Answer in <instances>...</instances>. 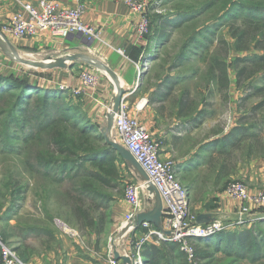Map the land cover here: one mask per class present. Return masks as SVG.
<instances>
[{
    "label": "rangeland",
    "instance_id": "rangeland-1",
    "mask_svg": "<svg viewBox=\"0 0 264 264\" xmlns=\"http://www.w3.org/2000/svg\"><path fill=\"white\" fill-rule=\"evenodd\" d=\"M139 1L145 2L149 10H151L150 23L152 22L154 33L158 25L155 20L159 16H166L172 23L183 20L181 27L175 25L172 28L170 34L171 43L169 42L170 44L168 43L167 47L164 43L159 44L155 40L153 41L154 44L148 50V55L150 56H147L146 61L148 62H145L144 75L149 70L151 72L149 77L158 75L155 71L158 67L164 68L166 71L170 70L175 77L171 76L181 78L178 83L181 88H184L183 91L188 90L186 102L198 112L197 116H199L196 117V121L199 127L195 131L196 133L190 137L191 149H194V146L197 147L194 153L192 151V159L188 165L192 169L186 170L183 172L185 176L181 174L180 177V181L184 185L186 184L184 182H196L197 191L195 190L191 195V211L197 213L208 198L218 200L219 196L226 192L227 188L233 183H244L252 193H256L258 190L264 191L263 178L252 177V169L260 170L264 165V72L252 79H248L250 77L249 74L256 70L260 62L243 61L245 58L260 57L264 55V51H259L252 44L248 45V49L241 51L236 49L237 44L240 45V42L233 37L232 31L237 29L240 22L236 24L233 23V20H230L222 26L219 23L222 15L220 17L216 12H207L201 15L196 11H189L185 13L187 17L182 19V16L177 13L178 9H175L177 5L188 9L198 5L199 0ZM200 1L201 4L204 2V0ZM209 1L211 0H206L205 2ZM238 9L241 12L245 10L243 7ZM228 17L232 18L230 15ZM221 19L224 21V17ZM195 40L197 41L195 42ZM0 52L2 53L1 49ZM11 56L4 59L8 66L12 65L8 75H12L14 78H19V76L28 77L30 81L40 82L41 85L48 84V82L42 81L44 78H46V81L49 80L47 78L49 75L44 74L42 68L32 67L20 61H29V58L41 60L45 59L44 56L28 53L21 54L20 57L16 58L13 54ZM237 59L242 60L239 62L238 67L235 64ZM215 60L220 62L219 67L214 65ZM221 63L228 68L229 82L225 85L221 84L222 82H220L221 79L219 78ZM13 64H16L15 67ZM87 70H93L97 73L95 70L99 69H94L93 67L84 70L78 69L79 75ZM240 70H245V74L237 83L235 74ZM160 74H163V72ZM71 97L76 102L77 98L73 95ZM125 100L127 101L126 96ZM127 102L129 109L132 110L131 104H129V101ZM259 106L261 109H257ZM8 112V106L0 104L1 250H3L4 246H7L14 250L21 259V252H24L31 259L26 264H33L34 262L37 264H54V262L60 264V253H66L63 252L64 245L73 249L74 240H77L81 246L83 245L82 247L88 253L89 244H91V241L87 238L88 235L80 231V237H78L70 230L75 231L73 229L74 226L80 230H85L84 217L86 216L88 219L89 217L91 218V224L93 222L99 223L100 218L105 215V209L112 211L113 207L116 209L115 204H118L121 200L126 202L127 188L131 185L140 186L139 198L141 202V189L145 186L137 183L135 179L136 175H138L136 169L129 163L117 158L116 167H114L115 173L112 175L108 173V166L99 162L97 164L87 163L81 171L79 169L73 172L69 171L65 176H62L61 173L54 171L58 164L53 163L51 167L47 168L38 161L37 156L45 152L48 140L45 135H41L37 139L30 137V128H32V122L34 121L18 115L20 121L12 123V118L8 115ZM96 116V121L102 123L99 131L102 132L104 137L108 124L105 118L108 116V109H104L102 113L100 112ZM253 126H258L256 128L262 131L259 140L249 142L246 138L244 140L239 139L235 142L233 148L230 147L233 145H230L226 149V154H218V150H216L217 140L231 135L232 131L237 127H244L245 129L239 128L235 132L247 130L246 128L250 127L254 131H258ZM67 129L70 132L66 130L64 131L65 134L72 137L73 134L70 127H67ZM250 130L248 129L247 132ZM116 132L115 136L113 135V130L108 135L111 140L117 142L118 135L116 136ZM213 137L214 139L211 143L208 142L203 146L205 141H209ZM104 140L99 143V146L107 148L105 137ZM209 146L213 147L211 151L206 149ZM49 150H54L53 146ZM183 150L186 149L184 148ZM186 151H189V148ZM201 156L208 157V161L211 160L204 167H199L201 166L199 159ZM54 158L59 160L58 156ZM172 160L175 161L174 159ZM223 163L225 164L224 170L222 169ZM253 163H255L254 168H251L250 166ZM222 171L223 174L221 176ZM94 173H101L103 178H106L109 183L92 178ZM248 174L250 177H247V179L245 175L247 176ZM258 174H260V171H258ZM62 178L64 179L62 180ZM250 182L254 186H260V188L255 189L257 191L253 190L254 186L250 187ZM227 196L239 203V207L238 205H233L237 220H239L238 216L244 207H249L251 213L243 218L244 224H234L235 227L233 226V221H237L229 218V214V216L219 215L217 218L223 228H229L231 231L237 228H250L252 222H254L252 220L264 217V208L250 202L232 198L229 195ZM127 215L114 221L113 234L107 239V250L105 251V247L98 248L100 255L103 256L104 254L105 258L108 253L113 252L111 250V239L116 238V235L121 232V228H125L124 222ZM232 217L234 218V215ZM56 220L65 222L72 229H63L58 224V221L56 225ZM26 232L29 237L24 243L22 236ZM2 235L7 236L8 240L6 243L2 241ZM197 239L199 240V238ZM196 242H192L194 248L197 245ZM96 248L94 247V250ZM211 252L213 253V250ZM66 255L67 253L62 261H66ZM236 259L237 262L235 264H252L249 262L248 257L244 259L236 257ZM233 260H235L233 257H229L224 252H218L214 254V259L210 263L206 261L202 264H232ZM256 264H264V261Z\"/></svg>",
    "mask_w": 264,
    "mask_h": 264
},
{
    "label": "crops",
    "instance_id": "crops-1",
    "mask_svg": "<svg viewBox=\"0 0 264 264\" xmlns=\"http://www.w3.org/2000/svg\"><path fill=\"white\" fill-rule=\"evenodd\" d=\"M64 1L68 5H74L71 0ZM23 2L36 5L39 0H23ZM83 2L87 6V12L84 15L83 21L86 24L93 26L98 31V38L96 41L89 44L84 38L78 35L63 39L60 37H54L50 33H39L35 37L20 40L7 36L9 42L19 56L28 53L45 57V59L41 60L29 58V61L33 63L40 64L48 58L57 60V58H66L70 55L77 57L78 59H75L73 62H67V67L64 69L42 68L43 73L49 75L47 77L49 79L48 81H46V78L42 81L48 82L47 85L49 86L63 87L61 90H65L68 95H72V91L81 86L78 69L84 70L91 69L92 67L94 69H99L97 70L99 82L96 89L87 90L83 96H80L81 98L77 99V101L82 104V110L98 127L102 126V123L96 121V114L100 112L102 113L104 109L112 106L113 99L117 94L116 83H119V85H121L126 91L125 96L132 107L131 114L137 116L139 120L148 127L155 140L163 143L161 159L165 161L174 159L178 177L180 178L181 174L185 176L183 172L192 169V167L188 166L189 161L192 159L193 153L197 150L196 146H194V149H191L190 137L196 133L195 131L198 130L199 127L197 126L196 121V117L199 116H197L198 112L195 108H191V106L187 104L186 94L188 90L183 91L184 88H181V85L178 83L181 78H174V73L172 74L170 70L166 71L164 68L161 69V67H158L155 70L158 75L149 77L151 75L149 70L143 78L139 77V72L137 70L138 64L148 62L146 61L147 56H150L148 55V50L151 45L154 44L153 41L155 40L156 43H158L157 38L155 37V34H157L156 31L154 33V30L152 29L150 35L145 38H140L135 31V25L138 21L139 15L132 13L131 10L125 6L123 0H83ZM19 13H23V7L15 0H0V32H2V26L9 23L13 15ZM165 46L167 47L168 43ZM10 51L9 48L5 52L2 50L3 59L0 65V73L8 74L9 69L12 66H8V63L4 60L5 58L12 57ZM15 65L16 64H13L14 67ZM107 69L113 73L114 77L108 73ZM162 72L163 74H160ZM129 97L130 99L128 100ZM259 108L260 106L257 109ZM105 118L107 120V117ZM253 127L256 128L258 126ZM250 128L246 129L250 130ZM256 129L258 131L252 129L247 132L248 137L246 140L249 142L259 140L262 131H260L259 128ZM112 130L114 132L113 135L115 136L116 129L114 126ZM251 132L255 134V137L250 136V134H252ZM213 139L214 137L209 141H205L203 146L208 142L211 143ZM184 148L186 150L189 148V151L183 150ZM206 149H210L211 151L213 147L209 146ZM199 159L201 163V166L199 167H204L211 161H208V157L203 156L199 157ZM254 164L255 163L250 167L254 168ZM252 170V177H262L264 184V165L260 170H255V168ZM258 171H260V174H258ZM137 174L138 175L135 177L137 183L144 184L146 178L138 171ZM222 174L223 171L221 176ZM245 177L249 178L250 175H245ZM215 179H217V177H215ZM184 183L186 184H183V186L188 190L189 199L191 201L192 192L197 188L196 182L190 181ZM250 183V187L254 186L252 182ZM258 188H260V186H254L253 190ZM141 199L140 214L153 211L159 204V201H161L148 186L141 189ZM207 204H214L216 205V208L207 211ZM233 205H238L239 207V203L236 200L229 198L226 192H224L219 196L218 200L208 198L196 214L198 216L201 214H215L216 217L221 214H229V218L235 219L238 222L234 214ZM115 206L116 209L113 207L112 211L110 210L112 219H107L108 227L105 229L94 226L86 227L85 230H80L74 226L73 229L77 230L79 233L81 231L88 235L87 238L91 241H89L91 243L89 244V251L87 250V253L82 247L83 245L81 246L78 244L77 240H74L73 249L64 245L63 252L67 253L65 256L66 261H62L66 253H60V264H108L106 262L108 255L106 258L104 254L103 256L100 255V250L98 248L105 247V251L107 250V239L113 234L114 221L118 218L122 219L131 210L129 204L124 200H121L118 204H115ZM232 215H234V218ZM237 222L233 221V226L234 224L238 225ZM151 224L156 228L158 227L154 223ZM125 225L127 226L121 228V232L116 235V238L111 239V247H113L115 251H118L122 256L131 257L133 252L132 248L135 242H137L145 233H148V230L142 228V224L137 229H134L128 224ZM225 229L229 230V228ZM22 237L23 242L26 243V240H28L29 237L27 232L24 233ZM196 241L197 240H195V242ZM151 243L158 244L156 241H153L147 245ZM94 247L97 248L94 250ZM144 249L145 247L142 251H144ZM22 254L25 253L22 252ZM142 257L145 264H148L144 252ZM25 258L27 259V263H29L31 259H29L28 255L25 254ZM33 264L37 263L34 262ZM54 264L56 263L54 262ZM118 264H124V262L120 260L118 261Z\"/></svg>",
    "mask_w": 264,
    "mask_h": 264
},
{
    "label": "trees",
    "instance_id": "trees-1",
    "mask_svg": "<svg viewBox=\"0 0 264 264\" xmlns=\"http://www.w3.org/2000/svg\"><path fill=\"white\" fill-rule=\"evenodd\" d=\"M205 1L206 0L201 4L199 0V4L188 8L189 10L181 5H177L175 9H178L177 13L182 16V19L187 17L185 13L189 11H196L201 15L202 13L216 12L220 17L221 15L224 17V21H222V17H219V23L222 26L230 20H233V23L236 24L240 22L237 29H233L232 31L233 37L237 38L240 42V45L237 44L236 49L238 51L248 49V45L252 44L259 49V51H264V0ZM239 7H243L245 10L241 12V10L238 9ZM228 15L232 18L228 17ZM182 22L183 20H180V22H175V24L170 22L169 18L166 16L157 17V20H155V23H158L155 29L157 33L155 34L157 42L159 44L164 43V45L169 43L172 28H174L175 25L181 27ZM150 27L151 30L154 29L152 22L150 23ZM196 41L197 40H195V42ZM247 60L260 62L256 70H254L252 74H249L250 77L248 79L254 78L256 75L264 72V55L251 59H243V61ZM240 61L242 60L237 59L235 61L237 67ZM221 64V74L219 77L221 81L219 78L218 80L222 82L221 84L225 85L229 82L228 68L225 64ZM214 65L219 67L220 62L215 60ZM244 72L245 70H240L235 74V76H237L235 78L237 83L242 79L241 77L245 74ZM64 91L65 90H61L58 86L41 85L40 82H32L28 77L19 76V78H14L12 75L0 73V104L8 106V115L11 116L12 123L16 121L19 122V116L27 117L31 121H34L32 122V128H30V137L37 139L40 138L41 135H45L48 140V146L45 152L37 156L38 161H40L42 165L49 168L53 163H56L58 166L55 167L54 171L65 176L69 171L73 172L77 169L81 171V169H84L83 166L87 163L97 164L100 162L108 166L109 174H114L116 160L117 158H122L111 146L107 145V148L99 146L101 141H105L102 132L99 131V127L95 125L91 118L82 110V104L77 100L74 102L71 95L66 94V91ZM78 98L81 97H77V99ZM67 127H70L73 134L72 137L65 134L64 131H68ZM239 128L245 129L244 127H237L232 131L231 135L217 140L216 150H218L219 154H226V149H228L230 145H233L230 146L233 148L235 142L239 139H247V130H238L235 132ZM250 136L255 137V134L252 133ZM52 146L54 150H49ZM55 156H58L59 160H56V158H54ZM224 167L225 164L223 163V170ZM92 178L109 183L106 178H103L101 173L92 174ZM63 179L64 178H62V180ZM215 208L216 205L214 204L206 205L207 211H211ZM105 210L104 217L102 216L97 224L94 222L91 224V218L89 217L88 219L87 216V218L84 217L85 227L96 226L97 228H107V219H112V214L110 210ZM1 239L4 243L8 240L6 235H2ZM196 243L194 260L192 262L189 261L187 255L180 250L176 243H151L145 246L143 252L146 255L148 264H202L206 261L210 263L212 259H214V254L218 252H224L229 257H233L235 260L232 261V264L237 262L236 257L242 259L248 257L249 262L252 264L263 262L264 217H259L252 222L250 228H237L232 231L224 229L212 237L199 239ZM212 250L213 253L211 252ZM1 256L2 250L0 246V258ZM21 256L23 261L27 263L25 254L21 252Z\"/></svg>",
    "mask_w": 264,
    "mask_h": 264
},
{
    "label": "built area",
    "instance_id": "built-area-1",
    "mask_svg": "<svg viewBox=\"0 0 264 264\" xmlns=\"http://www.w3.org/2000/svg\"><path fill=\"white\" fill-rule=\"evenodd\" d=\"M22 5L23 13L15 14L9 23L2 26L3 34L14 39H26L35 37L39 33H50L53 36L69 38L70 36H81L87 43H92L98 38V31L83 19L87 12V6L83 0H71L74 5H68L64 0H39L38 4H29L23 0H15ZM125 6L132 13L138 14L139 18L135 25V31L140 38L151 34L150 12L148 5L139 0H123ZM3 54L0 52V65ZM144 62V61H143ZM145 62L137 66L139 77L143 78ZM98 72L97 70H95ZM92 71H85L80 75L81 86L72 91V95L80 97L87 90H94L98 86L99 77ZM63 89V87L61 88ZM110 113L111 107H107ZM114 127L118 135V143L124 146L141 165L148 176V181L159 192L163 201V218L161 228L154 227L151 223L144 222L141 226L148 230L137 242L132 250L137 264H145L143 260V248L150 242L176 243L184 252L190 262L194 260L195 248L193 241L197 238L206 239L223 231L225 228L219 219L212 223L200 225L197 223L198 215L191 211L188 190L183 186L178 177L175 162L173 160H162L161 150L163 143L155 140L148 127L144 125L137 116L131 114L125 97L119 111L115 114ZM146 187V183L143 184ZM140 186H129L126 192V202L131 207L124 222L135 229V220L141 211L139 198ZM226 194L232 198L250 202L264 208V191L252 193L249 188L241 182L233 183L226 190ZM251 213L249 207H244L238 218V225ZM258 219V218H257ZM255 219V220H257ZM252 220V221H255ZM69 230L71 227L61 220H56V225ZM72 229V228H71ZM75 230V229H74ZM74 235L80 237V233L70 230ZM208 236V237H207ZM198 240V239H197ZM113 252L108 253L106 261L109 264H118ZM0 264H26L18 254L7 246L3 247Z\"/></svg>",
    "mask_w": 264,
    "mask_h": 264
},
{
    "label": "water",
    "instance_id": "water-1",
    "mask_svg": "<svg viewBox=\"0 0 264 264\" xmlns=\"http://www.w3.org/2000/svg\"><path fill=\"white\" fill-rule=\"evenodd\" d=\"M8 48L11 50L10 52L13 54L15 58L20 57L17 51L13 48V46L9 42L7 36L3 34L2 32H0V49L5 52ZM75 59H78V58L70 55V56H67L66 58H57V60H52L48 58L46 61L40 64L33 63L27 60H20V61H22L23 64L25 63L28 65H31L32 67H39L43 69H56V68L64 69L67 67V62L71 63ZM107 71L109 74H111L112 77H114L113 73H111L110 70L107 69ZM116 86H117V94L112 102V106H111L112 111L107 116L108 124H107L106 131L104 133L106 144L108 146H111V148L115 152H117L118 155L124 161L128 162L131 166H133L140 174H142L146 178V181H145L146 186L150 187L153 190V192L161 200L159 201V204L155 207L153 211L137 215L136 220H135V226H136L135 229H137L144 222L154 223L156 226H158L157 228H161L164 207H163V203H162L163 201L161 199L159 192L156 190V188L150 185L146 172L143 170V168L137 162V160L133 157V155L120 143L111 140L108 135V133L112 131V128L114 125L115 114L119 111L123 98L126 95L125 89L121 85H119V83H116ZM216 219L217 217L215 214H201L198 216L197 223L200 225L209 224L215 221ZM114 255L117 261L122 260L124 264H137L133 254L131 257H124L118 251L114 250Z\"/></svg>",
    "mask_w": 264,
    "mask_h": 264
},
{
    "label": "bare ground",
    "instance_id": "bare-ground-1",
    "mask_svg": "<svg viewBox=\"0 0 264 264\" xmlns=\"http://www.w3.org/2000/svg\"><path fill=\"white\" fill-rule=\"evenodd\" d=\"M46 61V60H45Z\"/></svg>",
    "mask_w": 264,
    "mask_h": 264
}]
</instances>
